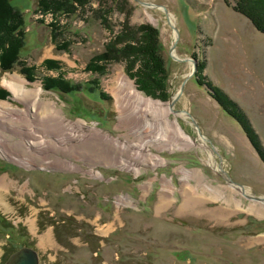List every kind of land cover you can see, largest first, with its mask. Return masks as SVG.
<instances>
[{
	"label": "rangeland",
	"instance_id": "374dc122",
	"mask_svg": "<svg viewBox=\"0 0 264 264\" xmlns=\"http://www.w3.org/2000/svg\"><path fill=\"white\" fill-rule=\"evenodd\" d=\"M246 4L95 0L75 5L73 14L61 12L51 29L53 17L38 9V0H11L24 17L19 63L36 71L34 81H28L18 65L0 70V85L7 89L0 92V106L26 115L29 101L19 96L38 88L36 102L43 106L37 112L49 117L44 113L52 103L53 112L75 127L77 138L75 146L61 150L54 142L62 129L48 123L54 128H43L42 135V118H13L0 109V144L18 155L15 160L0 154V264L22 247L35 249L40 264H264V161L259 154V149L264 152V33L239 11L260 23L264 16ZM140 26L158 33L167 100L137 89L123 59L109 61L104 75L86 69L117 36H132ZM174 43V56L182 61L171 57ZM46 60L58 62L60 69L41 67ZM118 75L134 84L138 96L164 105L185 83L178 101L168 106V117L192 143L179 149L146 145L145 159H137L136 149H120L140 146L145 139L132 127L143 120L139 109L132 115L131 109L138 108L134 99L121 114L120 100L128 101L132 93H119L117 99ZM48 76H61L63 85L69 82L77 90H44L41 79ZM21 80L25 90L11 87ZM230 113L241 115L249 129ZM149 132L144 130V136ZM41 136L48 148L26 150L27 141ZM64 160L78 170H61Z\"/></svg>",
	"mask_w": 264,
	"mask_h": 264
},
{
	"label": "trees",
	"instance_id": "16d2710c",
	"mask_svg": "<svg viewBox=\"0 0 264 264\" xmlns=\"http://www.w3.org/2000/svg\"><path fill=\"white\" fill-rule=\"evenodd\" d=\"M90 1L95 0H38V9L46 14L51 13L53 21L50 26L51 29H55L57 16L61 15V12L73 14L77 10L75 5L84 7ZM246 6L251 11L260 10L264 16V0H247ZM239 12L250 18L253 25L264 33L263 16V20L260 23V21H255L250 17L251 15L247 11L240 10ZM262 24L263 26H261ZM23 27L24 17L16 12L11 5V0H0V70L4 73L18 65L19 71L25 79L34 81L33 73H35L36 69L27 67L25 63H19L20 54L24 46ZM157 35L158 33L148 26L138 27L132 33V36L130 35L129 37H119V35L115 38L116 40H112L106 46V50L103 53L90 59L86 69L93 74L104 75L106 64L109 61L115 60V57L118 60L123 59L128 64V76L135 80L137 89L154 99L167 100L169 97L167 91L168 73L161 55L162 48L158 43ZM53 38L56 41L55 35H53ZM41 67H45L48 71L60 69L59 63L53 60L44 61ZM41 80L44 90L65 92L69 88V93L77 90L75 89L76 86L68 85L70 84L69 82L63 85L60 80L64 81V78H61V76L54 79L48 76ZM219 102L225 104L226 101L223 96L219 98ZM230 115L235 117L246 129H249L248 124H246L241 115L238 113H230ZM252 143L257 146V142L254 141ZM259 154L264 161V152L259 149ZM17 250H13L9 255Z\"/></svg>",
	"mask_w": 264,
	"mask_h": 264
},
{
	"label": "bare ground",
	"instance_id": "6f19581e",
	"mask_svg": "<svg viewBox=\"0 0 264 264\" xmlns=\"http://www.w3.org/2000/svg\"><path fill=\"white\" fill-rule=\"evenodd\" d=\"M170 21H171V24L173 26L174 25L173 24V19L170 18ZM174 53H173V55H174ZM20 82H23V81L21 80ZM20 82L17 81L16 82L17 85L15 83H12L11 87L12 88H16L17 90H25L24 82L21 83V85H20ZM8 83H10V82H8ZM115 84H116L115 93H117V99H118L119 93H122V95H124L125 97L127 96V94L132 93V94H130L131 97H130V99L128 101L126 99H121L120 100V101L124 100L123 102L120 103L121 104V108L120 109L122 110L121 114H127L128 113V111L130 109V106L132 105V103L130 101L132 99H134L136 101V103L138 104V108H136L133 105L134 106L133 110L131 109L132 115H135V114L138 115V113H137L138 111L137 110L139 109V113H142V115L140 117H143V120L140 122L141 124L139 125V127L132 126V125L131 126L134 127L135 132L137 131L145 139V141L144 140L141 141L143 144L140 145V146H138L136 144H132V145H123V146L120 147L119 143H117L116 146L120 147V149L123 148V150H125L126 148L136 149V152L133 153L134 152V150H133L132 153L134 155H136L137 159L139 157L142 158V159H145L146 157H142L141 155L143 153V148L146 145L147 146L153 145V146H156L159 149L170 148V147H175V148L179 149L182 146L186 145V143H188V144L192 143L190 138L187 137L183 133V131H181L180 127L177 124V121L169 119L168 113H170V110L168 108V106H169L168 104L164 105V104H161L160 102L154 101L152 99H148L146 97L138 96L137 94L139 92L137 91V89H135L134 84L129 79H127L124 75H118L116 77V79H115ZM30 95H33V97L30 98ZM39 95H40V89H38V88L35 91L31 92V93H27V94L21 95L20 97H22L23 100L27 99V101H29V107H28L29 112L26 113V115H24L22 113H20L19 115L27 116L29 120H31V119L35 120L34 118H36V117H38L39 119L42 118V121L40 122L41 125L39 127L40 128L39 133L42 134V135L44 134V133L41 132L43 130V128H44L43 131H46L48 128H50V130H52L54 128L52 126L50 127V125H52V124H53V126L55 125V128L62 129V132H63L62 136H60L59 138L55 136L58 139L56 142L53 141L55 145H57V144L58 145H64V143H66L68 140H75L77 138V135H76L75 129H74L75 127L71 128L72 125L70 123L66 122V120H64V118L61 117L58 112H56V113L53 112V110H55V106L52 103L50 104V106H47L49 112H45L44 113V114L49 113L48 114L49 117L45 116V115L42 116V115H40V113L37 112L43 106V104H41V103L39 104L38 102H36L38 100V98H39ZM134 108L136 109L137 112L134 111ZM0 109L4 110V111H2L4 113V115H8L9 116L10 112L13 113V110L9 109L7 106H2L1 105ZM19 115H18V113H15L12 117L15 118L16 116H19ZM179 115L182 116V114H179ZM50 118L53 119V122L51 120H49ZM119 120H120L119 124L122 125V126H125V123L122 122L121 118ZM48 123L50 124L49 127L47 126ZM144 130L150 131L147 134V136L146 135L144 136V134H143ZM30 136H31V134H30ZM45 137L41 136L39 141H34V140L27 141L25 143L26 150H30V151H33V152H39V153L43 152L44 148L46 149V147L48 146L47 145L48 141H46ZM0 138L3 141L4 138L1 136V134H0ZM201 138H202V136H201ZM86 143H88V142H86ZM88 145H89V143L86 146L89 147ZM4 151L6 152L4 147L0 144V154L1 155H3L4 157L7 158L11 154V156H14L13 159H15V160L18 159V157H17L18 155H15L13 152L7 151L5 153ZM147 156H150V154H148ZM210 159H211V157H210ZM27 160L28 159L25 158L24 161H27ZM156 161L160 162V163L162 162V160L159 159V158ZM144 162H146V161H144ZM209 163L212 164V166H214V164H213V162H211V160L209 161ZM128 164H130V163L127 162V165ZM123 165L125 166V168H127V166L125 164H123ZM216 166H215V170L216 169L217 170L220 169V171H223V169H221L219 167H216ZM136 173H138L137 170H136ZM192 175H194V174H192ZM183 177H189V175L187 173H185ZM239 189H241V188L239 187ZM243 192L247 193V191L245 189H243ZM248 198H250V197H248ZM165 199L166 198L164 196L160 197L159 198V202L160 203L161 202H165ZM260 202H262V200ZM158 205H160V204H158Z\"/></svg>",
	"mask_w": 264,
	"mask_h": 264
},
{
	"label": "water",
	"instance_id": "95a60500",
	"mask_svg": "<svg viewBox=\"0 0 264 264\" xmlns=\"http://www.w3.org/2000/svg\"><path fill=\"white\" fill-rule=\"evenodd\" d=\"M175 47H176V44L174 43L171 47V53H170L171 57L175 61H182V59H179L173 55V51L175 50ZM184 84L185 83L182 84L180 91L172 99L171 103L169 104L170 107H173L175 102H177L178 99L180 98V95L184 88ZM189 117L191 118V120H193L191 116ZM193 123L195 122L193 121ZM226 180L229 183L235 184L228 177L226 178ZM4 264H40V258H39L38 252L35 249L31 247H22L18 249L17 251H15L14 253H12L11 255H9Z\"/></svg>",
	"mask_w": 264,
	"mask_h": 264
},
{
	"label": "crops",
	"instance_id": "0c3cea01",
	"mask_svg": "<svg viewBox=\"0 0 264 264\" xmlns=\"http://www.w3.org/2000/svg\"><path fill=\"white\" fill-rule=\"evenodd\" d=\"M253 37L255 38V39H257V40H261L260 38L261 37H259V35H257L256 33H254L253 34ZM2 91H6L7 92V89H6V87L4 86V85H0V92H2ZM5 92V94H7ZM9 95V94H8ZM2 96V97H1ZM3 95H0V99L2 98L3 99ZM19 98H20V96H19ZM74 140H71V141H67L66 143H64V144H66V145H59V149H61V150H63V149H65V148H72V146L74 145L75 146V144H73L74 142H73ZM88 148V147H87ZM88 150V149H87ZM14 153V152H13ZM68 156V157H67ZM69 153H66V155H64V157H66V158H69ZM66 163H65V166H63L62 165V169L61 170H66V171H70V170H73V171H77L78 169L77 168H74V164H73V162H71L70 160H64ZM52 164V163H51ZM67 165V166H66ZM53 166V165H52ZM55 168V167H54ZM57 168H55V170H56ZM60 170V169H59ZM59 170H56V171H59ZM60 172H63V171H60ZM65 172V171H64ZM6 220V219H5ZM4 220V221H5ZM50 235H48L47 236V238L49 237Z\"/></svg>",
	"mask_w": 264,
	"mask_h": 264
}]
</instances>
